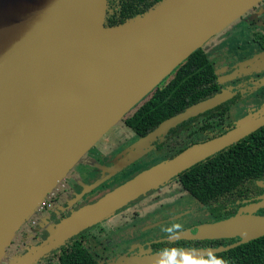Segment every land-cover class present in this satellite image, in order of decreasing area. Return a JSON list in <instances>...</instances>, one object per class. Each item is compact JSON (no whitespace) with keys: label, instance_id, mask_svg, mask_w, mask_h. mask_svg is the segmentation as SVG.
Masks as SVG:
<instances>
[{"label":"water","instance_id":"water-1","mask_svg":"<svg viewBox=\"0 0 264 264\" xmlns=\"http://www.w3.org/2000/svg\"><path fill=\"white\" fill-rule=\"evenodd\" d=\"M262 0H160L116 26H105L107 0H0V264L26 219L77 162L186 58ZM264 86V79L258 83ZM228 98L223 92L163 121L131 144L97 188L152 150L178 124ZM226 133L193 144L144 169L95 202L71 210L50 237L11 264H34L69 239L113 216L183 171L264 126V108ZM151 146V147H150ZM124 154V153H123ZM259 187L264 182L258 181ZM264 196L224 220L170 236L238 238L226 247L184 248L203 258L264 236ZM140 256V255H139ZM161 252L123 255L115 264H159ZM177 260L181 259L177 252Z\"/></svg>","mask_w":264,"mask_h":264},{"label":"trees","instance_id":"trees-1","mask_svg":"<svg viewBox=\"0 0 264 264\" xmlns=\"http://www.w3.org/2000/svg\"><path fill=\"white\" fill-rule=\"evenodd\" d=\"M159 1L107 0L105 26L120 25L127 19L147 11ZM259 37L264 49V36ZM219 94L218 77L206 53L200 48L127 114L123 123L135 135L145 137L156 130L163 121ZM230 103L223 102L203 113L219 111V114H222L228 110ZM193 120L194 117L178 124L176 128L169 130L170 133ZM258 181L264 182V126L238 143L183 171L176 180L208 211L210 221L213 222L235 215L238 211L235 201H241L253 190H258ZM227 205L229 210H226ZM257 215L264 216V208H261ZM238 240H189L180 244L188 249L209 246L218 248L230 246ZM86 243L84 234L69 239L58 253L59 264H98ZM212 255L227 259L229 264H264V236ZM209 256L203 258L207 259Z\"/></svg>","mask_w":264,"mask_h":264},{"label":"flooded vegetation","instance_id":"flooded-vegetation-1","mask_svg":"<svg viewBox=\"0 0 264 264\" xmlns=\"http://www.w3.org/2000/svg\"><path fill=\"white\" fill-rule=\"evenodd\" d=\"M262 2H264V0H262L260 3L262 4ZM260 3H258L257 5H260ZM257 5H255L253 8L249 10V11L253 10L252 13H249V11H247L240 17V18L246 17V21L248 22V24L246 25L245 31L242 33L240 32L241 33L239 35L240 45L237 47L238 52H236L235 57L231 58L230 64L232 66H236L238 64L248 61L249 59H252L253 57L252 58L250 57L255 55L254 57L258 59L259 65H262V66L259 68L251 69V70H245L242 81H238L237 83L235 82L231 83V86L233 87H231L230 84L223 86V83L220 81L219 76L216 72L217 70H215L214 64L210 61L208 55L206 54L218 77L219 85H220V94H222L223 92H226L228 94V98L224 102H231L230 107L228 108L227 111H224L222 114H219V111L199 114L198 116L194 117L195 120L188 122L187 124L181 126V128L176 130L174 133L171 134L169 131L162 140H160L159 138L155 142L152 143L151 145L152 150L150 151V153H147L148 155L149 154L150 155L160 154L163 152L162 150L167 147V145L174 147V145L177 146L178 143L182 144V142H180L181 140L185 141V140L191 139L190 140L191 142H189L187 146H184L183 148H179L176 152L174 153L172 152V154H170L169 157L167 156L168 157L167 159H170L193 144L202 143L204 141L210 140L212 138H215L217 136H220L226 133L227 131L231 130L235 126V121L237 119L244 116L249 110L256 109L258 107V104L260 103L259 96L264 94V86H261V87L258 86V83L264 79V49L261 47L262 41H261V38L259 37V36H264V5L262 4L263 6L261 5L259 9L257 8ZM214 46L217 48L218 45L215 44ZM244 96H248L249 100L252 99L255 102L253 103L252 101H249L248 99H246L247 97L244 98ZM244 107H247V108H244ZM239 112L241 113V116L237 118L236 114ZM133 137H134V140H132L131 142L123 146L119 151L111 154L106 160L103 159L101 161L102 166H100L99 171L91 169V172H93L92 178L94 179L91 182H89L86 186L76 187L75 189H72V187L70 188L69 186L70 178H68L62 182L60 187H58L55 191L50 193L49 197L45 201V204L41 208V211L45 212L48 208H50V211H49L50 218L49 219H51L50 221H52L51 222L52 224H59L61 220H63L64 218L70 215L71 210H77L80 207H83L85 205L95 202L97 199H99L106 193L110 192L115 187L123 184L124 182H126L127 180L131 179L136 174L144 170V169L135 170L134 172L129 174L131 175L130 178L120 183H117L114 187L109 188V185H111L112 183H116L119 180L118 177L123 175L124 172L128 168H132L136 165V161H134L128 166H126L125 168H123L115 176L109 178L108 180L100 184L94 190L89 191V192H84L85 187L100 180L102 177L107 176L109 174L108 169L116 166L119 160L123 159L124 156L128 154V153H125L126 149L131 144H133L136 140H138L139 138H142L135 134ZM167 151L171 152L170 149H168ZM159 162H155L151 166ZM173 182H176V180H174ZM154 192L156 193V191ZM85 193H87V195H85ZM151 193L153 194V192H148L144 197H140L137 200L146 198ZM88 196L90 197L87 198ZM92 196L95 197L96 199L92 200L93 198ZM261 196H264V187H260V188L258 187V190L257 189L253 190V192H251L250 194H247L246 197H244L241 201L240 200L235 201V205H238L237 210L250 205L251 201L252 203L258 202V199ZM135 201L131 202L129 205L122 208L120 211L126 210L125 208L127 207L130 208L132 203L134 204ZM204 210H205L204 213L208 214V211L206 209ZM226 210H229L228 205H227ZM259 211L260 209H258L255 212V214H258ZM165 217L166 216L160 219L159 222L161 223L151 228L155 230L157 228L159 229L161 226H164L165 223L162 224V221L164 222ZM179 218L181 219L177 221L175 219L167 223L168 228L174 225V223L181 225V228L176 229L175 232H173V234L178 233V232H183L185 230H188V228L191 227L189 225H185L186 223H184L185 218L189 219L187 215H184ZM208 222H213V221H207L203 223H208ZM197 225L199 224H195L192 226L193 228H195ZM32 226H34L33 222L24 224L23 225L24 228L22 227V230L18 231V233L20 232V234L18 235H19V238H21V241L19 242V245L15 249V251L19 253L17 257L28 254L34 247H37L35 245H38L42 239L43 240L47 239L50 236V232L45 231L44 236L39 239V236H37L34 232H32ZM167 227L165 228L167 229ZM140 232H146V233L144 236H140L136 240L137 242L133 241V242L128 243L130 237L124 234H123L124 235L123 238H121L120 235L115 236L116 239L120 238V240H118L117 242H114L113 244L111 243L112 250L116 253V255L112 256L111 258L109 256L111 254L110 251L104 252L103 254L101 253L99 255V253L96 250H93V251L90 250L91 240L89 239V235L91 233L88 229L81 232L77 236L79 237L83 234L86 236L87 238L86 246L88 250L94 254L95 258L98 261V264H115L116 260L123 255L145 257V256H148L149 254L162 252L164 249L175 248V249L181 250L184 248L183 246H181L182 243L180 244V242L189 241V240H182V239L176 240V241H169L168 239L171 236L170 234L169 235L150 234V233L147 234L149 231H145V230L140 231ZM134 233L136 236L139 235V233H136L135 231ZM26 240H32L33 244L24 243L23 241H26ZM178 246H180L181 248H178ZM63 248H64V245L56 248L55 250H52L51 252L42 256L39 260L35 261L34 264H41V263L48 264L49 260H50V264H53V263L59 264L58 253Z\"/></svg>","mask_w":264,"mask_h":264},{"label":"rangeland","instance_id":"rangeland-1","mask_svg":"<svg viewBox=\"0 0 264 264\" xmlns=\"http://www.w3.org/2000/svg\"><path fill=\"white\" fill-rule=\"evenodd\" d=\"M262 4L264 5V2H262ZM262 4L260 3V5H257V8L259 9ZM252 12L253 10L249 11V13ZM247 24L248 22L246 21V17L235 20L233 23H231L224 30L219 32L202 47L204 52L208 55L210 61L214 64L215 70H217L216 72L219 76L220 81L223 83V86L229 84L231 86L232 82L237 83L238 81H242L245 70H251L262 66L259 65L258 59L254 57L255 55L250 57H253L252 59H249L248 61L238 64L236 66H232L230 64L231 58L235 57L236 52H238L237 47L240 45L239 35L245 31ZM215 44L218 45L217 48L214 46ZM259 97L260 103L258 104V107L256 109L249 110L242 117H240V112L236 114L237 118H240L235 121V124H238L239 121H241L240 119L248 115L252 116L253 114L260 111L262 108H264V94L260 95ZM244 98L248 99L249 97L244 96ZM249 101H252L253 103L255 102L252 99H250ZM133 136L134 133L128 127L125 126L123 120L113 126L77 162L74 168L69 172V176H67L65 179L70 178V188L72 187V189H75L76 187L86 186L89 182H91L94 179L92 178L93 172H91V169L99 171L100 166H102L101 161L103 159L106 160L111 154L119 151L123 146L134 140ZM190 140L191 139L185 141L181 140L180 142H182V144L178 143L177 146L172 143L174 147L167 145V147L164 148L162 150L163 152L160 154L142 155L136 160V165L132 168H128L123 175H119V180L116 183H112L111 185H109V188L114 187L117 183H120L130 178L131 175L129 174H131L135 170L146 169L155 162L166 160L169 155L172 154V152L174 153L179 148L187 146V144L191 142ZM168 149H170L171 152H168ZM62 182L58 187L61 186ZM85 195H87V193H85ZM89 197L90 196H88L87 198ZM95 199V197L92 198V200ZM127 208H125L126 210L123 211H117L110 218H107L106 220L97 223L96 225L88 229L91 233H89V239L91 240V251L96 250L99 255L101 253L103 254L104 252L110 251L111 254L109 256L111 258L112 256L116 255V253L112 250L111 243L113 244L114 242L120 240V238H115V236L117 235H120L121 238H123L124 235L130 237L128 243L133 241L137 242L136 240L140 236L145 235L146 232H140L144 230L149 231L147 234L150 233L172 235L173 232L169 233L165 228L168 225L167 223L175 219L177 221L181 219L179 217H182L184 215H187V217L189 218H185L184 223H186L185 225L191 226L190 228H188V231L190 233L195 232V229L192 225L210 221V217L208 216V214L204 213L205 208L202 207V205H200L199 203H197V201L189 193H187L182 188V186L178 184V182L169 183L167 186L156 191V193L153 192V194L151 193L146 198L135 201L134 204L132 203L130 208ZM49 211L50 208H48L45 212H42L40 208H37L26 219L24 223H34V226H32V232L39 236V239L44 236L45 231L49 232L48 228L52 224V221H50L51 219H49ZM164 216L166 217L164 218V222L162 221V224L165 223V225L161 226L159 229L157 228L153 230L151 227H154L161 223L159 221ZM22 227L20 230H22ZM134 231L136 233H139V235L136 236ZM18 234H20V232L15 235V237L11 241V245L6 248V256L5 259H3V261L1 262V264H11L10 261H12L13 259H15V257L18 256L19 253L15 251L16 247L21 241V238H19ZM48 238L44 240L42 239L41 242L35 246H39L41 243H45L47 240H49ZM23 242L26 244H33L32 240H26Z\"/></svg>","mask_w":264,"mask_h":264},{"label":"clouds","instance_id":"clouds-1","mask_svg":"<svg viewBox=\"0 0 264 264\" xmlns=\"http://www.w3.org/2000/svg\"><path fill=\"white\" fill-rule=\"evenodd\" d=\"M180 224H174L167 228L169 233L174 232L176 229H180ZM180 253L181 259L177 260L176 254ZM159 264H229V261L222 257H216L210 255L207 259L204 258H193L191 255L186 254L179 249H164L161 252Z\"/></svg>","mask_w":264,"mask_h":264},{"label":"built area","instance_id":"built-area-1","mask_svg":"<svg viewBox=\"0 0 264 264\" xmlns=\"http://www.w3.org/2000/svg\"><path fill=\"white\" fill-rule=\"evenodd\" d=\"M52 193V192H51ZM50 195V194H49ZM49 195L47 196V198L49 197ZM46 198V199H47ZM46 199L43 201V203H42V205L40 206V209L43 207V205L45 204V201H46Z\"/></svg>","mask_w":264,"mask_h":264}]
</instances>
